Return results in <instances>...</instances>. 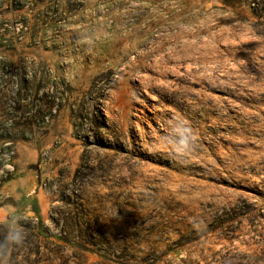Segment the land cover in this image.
Segmentation results:
<instances>
[{"label":"rangeland","instance_id":"obj_1","mask_svg":"<svg viewBox=\"0 0 264 264\" xmlns=\"http://www.w3.org/2000/svg\"><path fill=\"white\" fill-rule=\"evenodd\" d=\"M0 138L17 264H264V0H0Z\"/></svg>","mask_w":264,"mask_h":264},{"label":"trees","instance_id":"obj_2","mask_svg":"<svg viewBox=\"0 0 264 264\" xmlns=\"http://www.w3.org/2000/svg\"><path fill=\"white\" fill-rule=\"evenodd\" d=\"M36 1L37 3L42 2V0ZM22 97V95L17 97L18 108L23 100ZM38 230H40V223L33 220L29 224L22 221L18 229H14L9 223H0V264H17L16 255L19 251L26 255L32 254L35 258L39 257Z\"/></svg>","mask_w":264,"mask_h":264}]
</instances>
